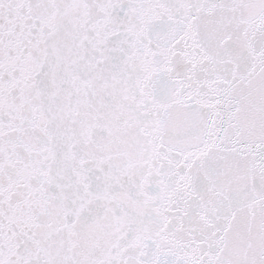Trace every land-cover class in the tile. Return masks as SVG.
Listing matches in <instances>:
<instances>
[{
    "label": "snow or ice",
    "instance_id": "obj_1",
    "mask_svg": "<svg viewBox=\"0 0 264 264\" xmlns=\"http://www.w3.org/2000/svg\"><path fill=\"white\" fill-rule=\"evenodd\" d=\"M0 264H264V0H0Z\"/></svg>",
    "mask_w": 264,
    "mask_h": 264
}]
</instances>
